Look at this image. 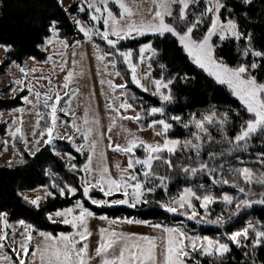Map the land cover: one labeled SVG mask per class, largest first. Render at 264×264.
Masks as SVG:
<instances>
[{"label": "snow or ice", "instance_id": "obj_1", "mask_svg": "<svg viewBox=\"0 0 264 264\" xmlns=\"http://www.w3.org/2000/svg\"><path fill=\"white\" fill-rule=\"evenodd\" d=\"M62 5L63 0H58ZM121 9L119 17L113 13L109 7V0H85L78 6L79 12H85L89 10L90 21L99 24L102 22L104 30L101 31L96 26H86L80 20H76V24L79 25V32L83 33L88 42L94 43V37H98L100 40L106 42L107 46L112 49L110 52H103L97 56V59L102 63L107 57L111 56L112 59L108 61L113 68L116 67L117 59L120 57L123 63L127 65L131 74V82L136 85L137 88L143 92L149 93L154 97H158L162 103H171L173 96L169 85L173 83V79L165 81L162 77L159 79H153L150 72L139 73L137 64L133 63L132 51H121L118 45L120 42L127 39H135L137 36H145L148 34L156 35L158 37H165L166 34H170L175 37L186 52L187 56L191 59L192 63L203 70L209 77H212L219 85L226 86L230 90L231 94L236 97L243 105L245 111L250 115V119L245 120L240 126V131L234 138L229 139L225 133L224 139L227 143L233 147L229 150L237 151L240 148L241 142L246 148L248 143L253 138H264V83L257 81L256 77L251 75L250 69H256L259 67L258 63L253 61L250 64H241L238 67H230L224 63L222 59L217 58L215 54V45L211 42L213 36H217L220 41L232 38L234 40H241L246 38L251 40V37H245L244 33L239 31L238 24L232 20H221L222 9H227V5L223 0H207L205 9L200 16L195 20H190V6L199 3V0H154L157 4V9L152 15V19L149 21L137 22L133 17L135 13L124 2V0H115ZM245 4H251L252 0H242ZM173 5H178V12L173 16ZM67 12V9H65ZM211 14L210 24L208 30L201 37L196 36V29L201 23H203V17ZM166 17H172L173 23L166 22ZM183 24V28L180 25ZM50 31L58 35L57 22L53 21L50 25ZM110 37H115L112 39ZM60 44L67 48L68 42L60 40ZM76 43H79L78 41ZM6 52H11V45L3 46ZM97 51L99 52V45H97ZM151 51L153 56L157 55V50L151 45L145 44L139 49L141 54V62H143V53ZM59 55L63 57L64 53L60 52ZM243 56L245 58L249 56H255L264 59V52L253 50L251 47H245L243 50ZM66 63V61H65ZM9 64L19 69L21 75L27 79L29 72L22 66L18 65L16 61H9ZM108 64H105L107 68ZM151 65L149 64V68ZM161 68L165 65L161 64ZM61 71L64 70L63 64L60 65ZM34 71V70H33ZM116 76H120V72H115ZM74 73L69 71L65 76L63 83V94L60 91H56L53 88H49L48 92L41 95L39 91H35V85H29L25 83V79H13L9 91L16 93L17 91L23 92L27 89L29 95L22 96L20 99L25 104L32 105L33 108L42 107L46 111H37V120L34 130L32 132L33 140L29 145V141L22 133L23 120L16 118L12 121L14 125H17L14 131H11V136L16 139L19 138L25 144V152L32 156L37 157V154L43 155L42 148L45 150L56 147V141L66 139L69 143L75 144L74 135L62 136L60 134V127H67L66 121H61L59 113L65 115L70 114L71 101H64V97L70 95L69 85L73 80ZM47 79L49 85H51V79ZM105 83V81H101ZM110 89L115 91L116 88L126 89V84L113 85L112 81H107ZM18 86V87H17ZM167 90V91H164ZM78 91V90H77ZM125 95V93H121ZM29 96L34 97L30 99ZM15 99V95L12 97ZM135 99V97H131ZM115 99H118L116 97ZM64 101V103H62ZM133 104L127 100L121 102L118 108H109L112 111L119 114L120 109L128 110L133 109ZM16 111L23 112L24 109L20 108ZM165 108L154 106L147 109L148 116H155L157 114L164 115ZM74 115V113H72ZM216 113L213 112L210 115L204 116L201 120L194 121L195 127L199 132L208 133V129L205 124L218 123L223 131L224 126L227 124V114H224L218 121L215 119ZM121 119H131L139 122L143 117L137 113L134 116H120ZM174 121H180L179 116L171 117ZM112 123L108 129L111 132L112 128L116 126V116L111 117ZM43 126L41 127V122ZM84 125L81 127L73 123L72 127L75 128V132L79 133L84 144L76 146L77 152H83L88 150L90 155L86 157V163L83 165L81 171L86 176L82 179L83 196L90 201L92 205L96 207H114V206H126L128 208H137L140 205H146L149 203L147 196L154 193L157 188L166 190L170 176L159 175V168L166 165L169 170H172L174 165L170 159L171 156L176 155L177 151L181 148H193L196 150V156L199 157L201 145L194 144L191 140H186L181 143L178 139L168 138L169 131L173 128V124L169 123L165 119L152 120L148 127L155 130L157 136L164 137L163 143H146L139 137L129 133V139L126 145H115L111 143L108 147L113 151L124 153L128 157L127 166L120 168L119 177L114 178L107 166H104L103 153H100V163L93 167V157L96 155V149L98 145V139H93V128L88 126L90 124H98V121H89L87 114H85ZM157 125L159 128L157 129ZM185 124L184 127H188ZM143 130V129H141ZM103 135L102 133L100 134ZM45 137H47L45 139ZM197 140L201 137L199 134H195ZM209 138L210 135H209ZM110 139V137H109ZM5 142V146L7 145ZM137 148H143L145 152L144 158H138L135 155ZM20 155L18 163H25L23 154L17 151ZM59 155V152L55 153ZM167 154V156L165 155ZM260 163L264 165V154H261ZM69 159L72 157L69 155ZM137 166L140 168V172L136 171ZM9 167H11V161H9ZM72 170H76V165H71ZM184 174H189L194 178L198 173H213L215 168H209V165L201 163L199 167L184 166L180 169ZM237 175L243 177V181L249 187H242L238 183L231 182L227 179L217 180L212 179L213 184L229 185L233 188H237L238 191L243 194L242 199L235 200L234 197L229 195H223V202L228 205H235V211L231 212L225 219L224 215L216 217L215 219L203 218L198 219V213L196 211L188 212L186 209L193 207L191 200L196 199L201 201V207L205 209V216L209 215L208 206L215 203V199L212 195L198 196L190 188L185 189L184 195L180 196L178 200H171L169 202L157 201L159 207L164 211L173 215L187 216L190 220H195L197 223H207L218 227H224V225L234 217L238 216L241 211L250 209L253 205H264V191L259 193L254 192L251 185L258 184L264 187V173L255 174L252 170L245 167L236 170ZM158 181L159 183H154ZM198 187H204V185H197ZM53 187H59L53 185ZM99 191L103 193L104 197H113L117 193L123 198L120 199H96L91 193ZM65 192H69L73 195L77 192V188L70 185H65L59 188V194L63 196ZM46 195L52 196L53 193L47 192ZM22 199L30 203L37 208L40 205L41 197L35 199H29V197L21 194ZM253 197H256L253 199ZM75 209H78V214L75 213ZM74 208H67L62 211H56L53 214H49L47 219L52 223H62L69 225L73 232L69 234L61 233L58 236H53L50 233L38 232L39 237L42 238L40 244H34L33 231H35L31 225H27L24 221H20L23 231L20 233L22 239L17 243L14 238L9 236V233L5 229L10 228L7 220V213L0 212V222L3 223V228H0V250H3L8 246L9 240L13 245L12 251L15 252L18 259V264H26L29 254L33 257L31 264H92L95 258H99V264H187V260L191 257L192 253H199L201 256L219 258L220 264H223V258L231 251L228 243H222L220 241H214L207 237H190L185 231L178 228L163 227L160 224H149L150 227L161 230L159 236H138L135 234H126L122 231H117L114 227L118 222L128 224L142 223L139 220L125 219L123 221L110 220L108 228H100V239L94 250V256L89 252V237L92 236V232L89 229V219L94 218V213L84 206L80 201L76 202ZM99 219L108 221L107 216H100ZM254 236L252 237L251 247L253 250L256 248L264 247V230L253 229ZM228 239L236 247H248L245 241L250 239L249 229L243 231H237L228 236ZM187 241V243H186ZM30 248L34 250L30 253ZM245 255H251V253H245ZM4 260L10 259L9 257H3ZM199 264V261H197ZM213 264H216L215 260ZM254 264V262H253Z\"/></svg>", "mask_w": 264, "mask_h": 264}, {"label": "trees", "instance_id": "obj_2", "mask_svg": "<svg viewBox=\"0 0 264 264\" xmlns=\"http://www.w3.org/2000/svg\"><path fill=\"white\" fill-rule=\"evenodd\" d=\"M227 9H222L221 20L232 19L239 27L240 32L245 37L250 36L251 40L242 38L237 41L232 38L220 41L218 37L213 38L215 45V54L217 58L222 59L230 67H238L241 64H250L253 61L258 63L259 67L250 69L251 75L255 76L257 81L264 83V59L255 56L245 58L243 50L245 47H251L253 50L264 52V0H252L251 4H245L242 0H223ZM207 4L206 0H199V3L190 6V20H195L200 16ZM77 11V4H72L67 8L70 14ZM57 0H0V44L11 45L12 51L6 52L8 60L0 62V75L7 71L9 61L21 63L25 58L32 57L36 62L46 61L47 55L42 52L40 47L45 38L50 34V25L53 21L57 22V31L61 38L73 44L76 40L82 39L83 35L77 31L75 25L70 20L69 15ZM178 12L177 7L173 8V16ZM85 22L90 23L89 13H81ZM211 14L203 17V23L196 29V36L201 37L208 30ZM168 23H173L172 17H166ZM183 28V24L180 25ZM94 43L106 47V43L98 37H94ZM151 43L157 50V55L150 58V73L153 79L163 78L165 81L173 79L169 85L173 101L171 103H162L158 97L143 92L131 82V74L127 65L123 63L122 58L116 57V71L120 72V78L127 85L123 89L124 98L133 104V109H137L142 115V119L137 122L141 129L148 128V121L158 119L160 114L148 116L147 109L159 106L165 108L163 118L173 124V128L168 133V138L178 139L183 144L186 140H191L195 144L201 145L200 155L196 156V150L181 148L176 155L171 156L173 169H167V166H161L158 170L161 176H170L167 189L159 188L151 196H148L150 208L142 205L137 209L127 207L98 208L92 205L83 196V190L80 186L79 171L69 168L68 163L56 152L66 151L73 160L71 164L76 165V169H81L86 162V153L77 152L67 143H57L55 151L42 148L43 155L37 154L32 157L25 152L20 145L19 153L23 154L25 163L20 164L16 161L11 167L0 164V212L7 213L8 222L24 221L31 225L35 230L57 235L60 232H69L72 228L62 223H52L47 219L49 213L65 209L78 200H81L85 207L97 214H104L110 218H136L143 221H153L161 225L180 226L185 232L191 235H207L216 237L218 233L241 231L249 229L248 241L244 243L248 247H236L229 243L231 251L223 258V264H264V247H251L253 229L264 230V205H253L252 208L240 212L234 216L224 227L200 226L195 223L185 221L179 217H170L163 209L159 207L157 201L163 200L182 187L188 186L198 196L212 195L215 203L210 206L212 215L208 219H215L221 214L227 220L229 214L235 211V205H228L223 202V195L234 197L235 200L244 198L237 188L229 185H213L212 179H227L238 183L242 187H249L243 181V177L237 175L236 170L249 168L255 174L264 173V165L260 163L261 154H264V138H253L245 148L240 145L239 150L231 151L232 145L224 139L225 133L229 139L234 138L240 131V126L245 120L250 119V115L245 111L240 101L234 97L226 86L219 85L207 73L194 65L186 52L179 45L177 39L170 34L165 37L148 34L135 39H127L120 42L118 47L121 51L133 52V63L137 64L138 51L145 45ZM165 65L161 68L160 65ZM9 89V87H7ZM7 89V90H8ZM4 88L0 89V112L8 111L23 105L20 97L24 96L26 91L18 92L14 96L2 97ZM131 97H135L132 99ZM213 112L227 114V124L223 131L217 127V123L208 126L206 140H197L193 128L194 121L201 120L202 117L210 115ZM173 116H179L180 121L171 119ZM44 123V122H43ZM185 124L189 126L184 127ZM7 122L0 124V134L6 129ZM43 124L41 125V127ZM158 129V128H157ZM155 131V130H154ZM200 136V137H205ZM209 135L211 138H209ZM143 150V149H140ZM137 148V152L140 151ZM167 156V154H165ZM207 163L209 168H215L213 178L206 173H198L196 177H189L180 171L186 163L187 166L198 167L200 163ZM180 164L177 167L176 164ZM53 183V184H52ZM77 188L75 195L65 192L63 196L59 194V188L65 185ZM204 185L198 187L197 185ZM58 185L59 187H53ZM45 186L52 196L46 195L37 208L22 199V192L34 190ZM254 192L264 191V187L258 184L251 185ZM94 197L103 196L99 192L92 194ZM256 197H253L255 199ZM251 253V255H245ZM220 264L219 258L201 256L199 253H192L187 262L190 264Z\"/></svg>", "mask_w": 264, "mask_h": 264}, {"label": "rangeland", "instance_id": "obj_3", "mask_svg": "<svg viewBox=\"0 0 264 264\" xmlns=\"http://www.w3.org/2000/svg\"><path fill=\"white\" fill-rule=\"evenodd\" d=\"M84 2L85 0H63V4L61 6L65 10L70 5L77 4L76 12L72 14H70L69 12L67 13L69 15L70 20L73 22L78 32H79L78 30L79 25L76 24V20H80L86 26L99 27L101 31H103L104 28H103L102 22H100L99 24H96L95 22H92V21L90 23H87L82 18L81 16L82 12L78 11V6ZM124 2L135 13V16L133 17V19H135L137 22L151 20L152 15L154 14V11L157 9V4L154 2V0H124ZM109 7L113 11V13L117 15V17H119L121 9L119 8L115 0H109ZM176 7L178 9L179 6L173 5V8H176ZM86 11L89 13V17H90L91 15L90 11L89 10H86ZM81 34L83 35V33ZM137 37H140V36H137ZM214 37H217V36L212 37V41H211L212 43H213ZM110 38L115 39V37H110ZM60 40H64V39L61 38L59 34L57 35L50 31V34L45 38L44 43L40 47L41 51L46 53L47 55L46 61L42 63H38L32 57H27L21 63L16 62L18 65L24 67L29 72L27 79H25L21 75L17 67L9 64L7 71L0 75V89L2 90V88H4L1 96L9 97L19 92L17 91L16 93H12L7 88V87L10 88L11 86H14L12 84L13 79H25V83L29 85H35V91H39L41 95L48 92L50 87L56 91H60L61 94H63V83L65 80V76L67 75L69 71H72L74 73V76H73L72 82L69 85L70 95L67 97H64V101H69V100L71 101L70 114L65 115L64 113H59V116H60L61 121L67 122V127L65 126L60 127V134L62 136L74 135L75 144L69 143L66 139H61V140L56 141V145L58 142L67 143L70 147L76 150V146L84 144L85 142L81 138L80 134L75 132V128H73L72 125L74 123L75 125L81 127V129L83 130V128L86 127L83 121H84L85 114H87V118L89 119V121L95 120L99 122L98 124L88 125L93 128L92 138L98 139L96 155L93 157V167H96L101 162L100 153L102 152L104 154L103 161H102L103 165L109 168L110 174L114 178H118L119 170L116 166L119 165L120 168L126 167L128 163V157L124 153L113 151L112 148L108 147L110 143L113 146L117 144L122 145V146L126 145L127 140L130 138L129 133L133 134L136 137H139L140 139L144 140L146 143H153V144L155 143L162 144L164 141V137L157 136L155 134V131L149 127L147 129L141 130L142 127L136 124L134 120L120 118L121 115H124V116L136 115L138 113L137 109H128V110L120 109V112L118 114L109 108L110 104L112 105V108H118L119 104L125 101V98H124V95H121V93L123 92V89L116 88L115 91H113L112 89L109 88L108 83H107V81H112L113 85L124 84L120 76L115 75V72H116L115 68H113L111 64H108V61L111 60L112 57L111 56L107 57L103 63L97 59V56L99 54H102L103 52L112 51V49H110L107 46V44H106V47L99 46L100 51L98 52L97 44L93 42H88L86 38L84 37V35L82 39H78L73 44H69V47L67 48H64L60 44L59 42ZM77 41L79 43H76ZM3 46L4 45L0 44V62L8 60L6 51L4 50ZM60 52L64 53L63 57L59 55ZM142 55H143V62H141V59H140L141 54L138 51L137 68H138V72L141 74L150 71L149 60L153 54L151 51H147L143 53ZM62 64L64 66L63 71H61V68H60V65ZM105 64H108L107 68H105ZM42 77L50 78L51 85H49L47 79H42ZM102 80L105 81V83L102 84L101 83ZM25 91L26 93L24 96L29 95L27 89H25ZM164 91H167V90H164ZM116 97H118V99H115ZM29 98L34 99V97L32 96H29ZM64 101H62V103H64ZM20 108H23L24 111L23 112L16 111L17 109H20ZM37 111L43 112L46 110L43 109L42 107L33 108L32 105L23 103V105L17 108L0 112V124L3 122H7L5 132L3 134H0V164L1 165L9 166V161H11V166L14 165L16 161L19 160V155L17 154V151H19L18 147L21 145L25 149V144L19 138L14 139L10 134L11 131H14L15 127L17 126V125H14L12 121L16 118H21L23 120L22 133L27 138V140L29 141V145H30L31 141L33 140L32 132L34 130L35 123L38 118L36 114ZM72 113H74V115ZM112 116L117 117L116 126L112 128L111 132H109L108 129L112 123V120H111ZM158 117H159L158 119H164L163 115H159ZM221 117L222 115L218 114L215 117V119L218 121ZM150 122L151 121H148V124ZM42 124H43V121L41 122V125ZM209 125L210 124L206 123L205 127L208 129ZM217 127L220 128V125L218 123H217ZM157 128H159L158 125H157ZM192 130L193 132H195V134H199V136H204L206 134L203 132H199V130L195 126ZM101 133L103 134L102 136L100 135ZM46 138L47 137H45V139ZM201 139L206 140L207 136L205 135V137H201ZM6 141L8 143L5 146ZM193 143L195 144V142ZM241 144H243V142H241ZM140 149H143V148H139V150ZM187 149H190V148H187ZM80 153H86L87 156L91 154L88 152L87 149H85L83 152H80ZM59 155L64 159V161L68 163L69 168H71V165L73 164H71L70 161L73 160V156H71V154H69L66 151L59 152ZM69 155L72 157V159H69ZM135 155L138 158H144L145 152L144 150H140L139 152H137V149H136ZM201 163H203V161ZM175 164L177 167H180V164H177V163ZM182 164H184L183 167L187 166L186 163H182ZM82 168H83V165L81 169ZM81 169L79 170L76 169V171H79L80 173L78 177H79L80 186L82 188V179L86 176V174L83 171H81ZM136 171L140 172L139 166H137ZM206 174L212 178L214 177L213 173H210V174L206 173ZM154 183H159V182L154 181ZM213 185H217L219 187L220 184H213ZM240 185H243V184L241 183ZM158 189L159 188H157V190ZM185 189H189V187L184 186L179 191H175L174 194L168 195L167 197L163 198V200H159V201L169 202L171 200H178L180 196L184 195ZM47 192H49L47 187L41 186L34 190L24 191L22 192V194L24 196L29 197V199L31 200V199H35L36 197H41L43 199L46 196ZM94 192H99V191H94ZM93 193H91V195ZM99 193L103 195V193L101 192ZM69 194L72 195L71 193ZM152 194H149L148 196H151ZM148 196H147V199H148ZM94 198L96 199H120L123 197L120 196L119 193H117L113 197H104L103 195L101 197L96 196ZM78 201L83 203L81 200H78ZM191 203L193 207L191 209H186L189 213L192 211H196L199 214L197 217L198 219L203 218L204 220H207L208 218L211 217L212 213L209 210L212 204L208 206L209 215L205 216V209L200 206L201 205L200 200L192 199ZM75 205L76 203L70 207L75 209ZM140 206L142 207V205ZM140 206H138L137 208H139ZM114 207H126V206H114ZM150 207L151 206L146 204L145 208H150ZM98 208H107V207H98ZM109 208H113V207H109ZM137 208H134V209H137ZM65 209H60L57 211H62ZM55 212L56 211L51 212L49 214L54 215ZM78 212L79 210L75 209L74 214H78ZM102 215L105 216L104 214L94 213V218L89 219V229L92 232V236L89 237L88 243H89L90 255H93V256H94V250L100 239L99 229L108 228L110 226L109 225L110 220H113V219L118 220V221H123L125 219L139 220L136 218H110L107 216L109 220L106 221V220L99 219V217ZM168 215L170 217H179L182 220L189 221V222L195 223L196 225H200L203 227L211 226L210 224L203 223V222L197 223L195 220L188 219L187 216L173 215L171 213H168ZM139 221H141L142 223L128 224V223L118 222L116 225L112 227H114L117 231H122L129 235L135 234L138 236H142V235L159 236L161 234V230H157L149 226V224H158V223H154L153 221H149V220L148 221L139 220ZM8 224L10 225V228L5 229V231L9 233L10 237L14 235V238L18 243L22 239L20 233L23 231V227L21 226L20 222H14V223L8 222ZM162 226L178 228L184 231L180 226L173 227L168 224H165ZM0 228H3L2 222H0ZM73 231L74 229L70 230L69 232H60L59 234L61 233L69 234ZM234 232H237V231H233L230 233L221 232V233H218L216 237H209L207 235H199V234L191 235V234H188L187 232L186 233L188 236L193 237V238L207 237L214 241H220L222 243L229 244L231 243V241L228 239V236ZM37 233H33V236H34L33 243L34 244H40L42 241V238L39 237ZM59 234L57 235L52 234V235L58 236ZM15 246L16 245H13L11 243V240H9L8 246L5 247L3 250H0V264H18L19 258L16 256L15 252L12 251V248ZM33 250H34L33 248H30L29 250L30 253ZM5 256L9 257L10 259L4 260L3 257ZM32 261H33V257L31 256V254H29V256L27 257L26 264H31ZM37 264H38V261H37ZM92 264H99V258H95ZM187 264H190V263L187 262Z\"/></svg>", "mask_w": 264, "mask_h": 264}]
</instances>
